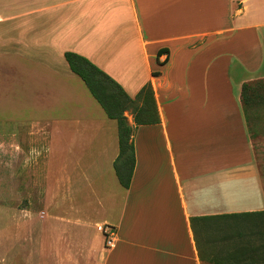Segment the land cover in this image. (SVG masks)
Returning a JSON list of instances; mask_svg holds the SVG:
<instances>
[{
    "label": "crops",
    "instance_id": "0c3cea01",
    "mask_svg": "<svg viewBox=\"0 0 264 264\" xmlns=\"http://www.w3.org/2000/svg\"><path fill=\"white\" fill-rule=\"evenodd\" d=\"M67 51L131 97L152 84L160 122L136 125L125 112L136 157L129 188L114 168L117 121L86 85L103 113L79 96ZM15 52L37 85L38 108L54 116L65 106L57 126L42 124L72 165L70 183L84 177L98 199L83 216L71 204L68 215L37 219L32 248L33 220L1 223L21 226L27 239L13 251L5 242L12 229L0 231V264H203L191 217L264 210V175L241 103L244 83L264 76V0H0V67L12 68ZM63 101L72 103L69 122ZM105 224L111 247L98 229Z\"/></svg>",
    "mask_w": 264,
    "mask_h": 264
},
{
    "label": "rangeland",
    "instance_id": "374dc122",
    "mask_svg": "<svg viewBox=\"0 0 264 264\" xmlns=\"http://www.w3.org/2000/svg\"><path fill=\"white\" fill-rule=\"evenodd\" d=\"M15 48L14 50L17 51ZM14 54L16 55L12 68L0 67V231L8 230L7 232L10 233L12 229L11 236L8 234L5 242L13 245V251H19L21 242L27 239L25 234H21L22 227L10 228L1 223L33 220L35 233L29 236L28 241L31 248L36 247L39 228L36 224L37 219L68 215L70 211L64 206L71 204L82 206L80 215L83 216L88 201L93 203V200L98 198L93 196L91 189L86 188L88 182L84 177H75L74 174L72 184L70 183L69 171L72 165L64 163L65 155L57 154L50 146L52 133L47 129L49 126L42 124L50 120L52 126L55 123L57 126L59 120L57 116L60 114L66 116L65 106L62 104L60 110L56 107L54 112L57 115L54 116L52 110L42 111L38 108L37 85H30L20 53ZM72 75L74 77L72 84L79 96L90 99L103 113L90 96L81 78ZM261 80H264V76L257 77L250 83ZM63 103L67 106L69 122L72 103L70 107L69 102L63 101ZM246 119L248 131L250 129L249 134L253 132L255 135L250 134L254 157L264 175V102L262 100L249 107ZM38 122L40 124L37 127ZM66 176L69 186L62 183ZM59 177L62 180L60 183H58ZM225 228V225L211 222L200 231V237L204 241L207 238H216Z\"/></svg>",
    "mask_w": 264,
    "mask_h": 264
},
{
    "label": "trees",
    "instance_id": "16d2710c",
    "mask_svg": "<svg viewBox=\"0 0 264 264\" xmlns=\"http://www.w3.org/2000/svg\"><path fill=\"white\" fill-rule=\"evenodd\" d=\"M167 50L161 49L159 54ZM65 59L107 116L117 121L119 155L114 168L120 184L129 188L136 157L134 128L129 124L125 112L132 114L136 125L160 122L152 84L147 82L135 97H131L118 81L87 57L67 51ZM261 100L264 102V80L244 83L241 103L246 117L249 107ZM250 134L255 136L253 132ZM211 222L220 223L226 228L220 236L204 241L200 231ZM191 225L203 264H264V210L191 217Z\"/></svg>",
    "mask_w": 264,
    "mask_h": 264
},
{
    "label": "built area",
    "instance_id": "2783aa9c",
    "mask_svg": "<svg viewBox=\"0 0 264 264\" xmlns=\"http://www.w3.org/2000/svg\"><path fill=\"white\" fill-rule=\"evenodd\" d=\"M98 229L104 234L106 239V244L110 247L113 246L114 245L113 227L105 224V225H98Z\"/></svg>",
    "mask_w": 264,
    "mask_h": 264
}]
</instances>
